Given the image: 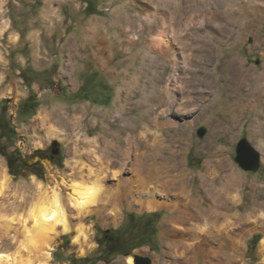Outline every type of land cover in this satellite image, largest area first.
Returning a JSON list of instances; mask_svg holds the SVG:
<instances>
[{
  "label": "rangeland",
  "instance_id": "1",
  "mask_svg": "<svg viewBox=\"0 0 264 264\" xmlns=\"http://www.w3.org/2000/svg\"><path fill=\"white\" fill-rule=\"evenodd\" d=\"M163 17L170 23L166 30L160 27ZM101 48L106 54L97 61L94 53ZM227 60L244 71L236 75ZM134 76L140 78L139 100L145 87L158 100L167 83L176 88L181 107L175 110L180 112L164 113L159 121L165 132L181 136L175 143L184 150L187 174L196 177L194 186H200L198 176L209 169L220 177L239 175L238 193L244 197L234 207L259 218L264 93L255 88L264 86L256 79L264 78V0H0V171H8L11 183L0 194V264H12L14 258L17 264H44L46 253L49 264H128L129 256L135 264L137 255L151 258L152 264H174L164 252L168 239L160 228L165 209L126 207L118 227L103 224L96 214L88 217L84 225L92 248L85 254L74 240V229L41 251L40 243L36 248L24 237L17 241L12 229L3 228L14 216L11 202L18 205L16 213H23L45 189H56L67 203L75 180L90 183L94 174L87 171L83 178L70 175L67 161L75 134L88 132L94 139L107 129H122L117 93ZM248 98L250 104L238 112V101ZM82 104L102 111L82 113L80 128L68 135L51 133L39 120L44 108L64 107L73 115ZM152 104L159 107L157 101ZM134 107L133 114L153 128L155 115L145 116L141 104ZM243 138L262 152L256 170H245L236 160ZM240 241L238 264H264V231L245 233Z\"/></svg>",
  "mask_w": 264,
  "mask_h": 264
},
{
  "label": "bare ground",
  "instance_id": "2",
  "mask_svg": "<svg viewBox=\"0 0 264 264\" xmlns=\"http://www.w3.org/2000/svg\"><path fill=\"white\" fill-rule=\"evenodd\" d=\"M147 9V6L143 7L144 11ZM188 12L189 9L186 14ZM169 26L168 20L164 17L160 19L162 30ZM159 40H164V37L159 35ZM102 51L101 48L94 53L97 61L106 54ZM228 63L235 69L236 75L244 71L235 65V60H227ZM109 73L112 72L109 70ZM73 82L75 84L77 80ZM124 82V88L118 90L116 105L117 116L123 121L122 129L113 131L109 127L110 130L94 139L89 138L88 132L75 134V143L67 161L70 175L83 178L87 171L89 175L94 174L90 183L75 180L71 184L72 192L67 203L56 189H45L46 192H41L37 200L31 201L23 213H16L18 205L11 202L14 216L5 222L3 228L12 229V238L17 241L24 237L28 245L36 248L40 243L41 251L50 246L53 238L71 233L74 229L77 232L74 240L81 253L85 254L92 248L89 229L84 225L88 217L96 214L103 224L112 223L118 227L123 223L126 207L130 209L137 205L140 210L147 211L165 209L168 213L160 228L162 236L168 239L164 252L174 259V264H238L236 256L240 253V240L244 234L264 231V201L260 203L261 212L257 220L252 213L235 209L234 206L243 202L244 195L238 193L242 179L232 173L220 177L216 171L209 169L198 176L201 184L195 187L192 182L195 175H188L183 167L184 150L175 143L181 141V136L171 133V129L165 132L159 121L164 113L180 112L176 88L167 83L158 100L159 97L152 98L146 93L145 87V96L139 100L136 99L141 85L139 76ZM152 100L159 103L158 108ZM135 104L142 105L145 116L155 115L153 128L144 117L133 114L137 108ZM189 105L188 99L186 106ZM176 106H179L178 111ZM101 111L91 104L74 108L73 115L66 114L64 107L44 108L39 120L51 133L59 131L68 135L65 132L80 128L82 113L100 114ZM174 125L176 122L169 127ZM101 137L105 139L103 144L99 142ZM141 141H145L143 150ZM217 177H220L219 182ZM10 184L9 173L3 169L0 171V194H4ZM37 187L41 190V182H37ZM75 218L77 222L74 225ZM261 247L264 249L263 241ZM48 255L45 254L44 264H49ZM127 261L134 264L132 256ZM16 262L14 258L12 264ZM27 264L31 262L28 260Z\"/></svg>",
  "mask_w": 264,
  "mask_h": 264
},
{
  "label": "water",
  "instance_id": "3",
  "mask_svg": "<svg viewBox=\"0 0 264 264\" xmlns=\"http://www.w3.org/2000/svg\"><path fill=\"white\" fill-rule=\"evenodd\" d=\"M203 133L204 130H201L200 134ZM236 160L243 169L256 170L261 165L262 154L248 139L243 138L237 144ZM135 264H152V260L149 257L137 255Z\"/></svg>",
  "mask_w": 264,
  "mask_h": 264
},
{
  "label": "crops",
  "instance_id": "4",
  "mask_svg": "<svg viewBox=\"0 0 264 264\" xmlns=\"http://www.w3.org/2000/svg\"><path fill=\"white\" fill-rule=\"evenodd\" d=\"M249 78H250V77H249ZM252 78H253V77H252ZM252 78H251V79H252ZM253 79H255V78H253ZM256 79H258L260 83L264 81V78H263V79L260 78L261 80H260L259 78H256ZM255 89L258 90L257 94L260 93V94L262 95V93H264V86L261 87L260 84H259ZM257 94L255 93V95H257ZM246 101H247V102H246ZM246 101H245V99L238 101V105H237V106H238V107H239V106L242 107V108H240V109L237 107V108H238V112L241 111L242 109H244V107H245L247 104H250V103H249V101H250L249 98L246 99ZM253 101H254V99H253ZM259 103H260V102H259ZM259 103H256V104H259ZM262 145H264V144H261V146H262ZM259 151H260V150H259ZM260 152H261V151H260ZM261 153H262V152H261Z\"/></svg>",
  "mask_w": 264,
  "mask_h": 264
},
{
  "label": "trees",
  "instance_id": "5",
  "mask_svg": "<svg viewBox=\"0 0 264 264\" xmlns=\"http://www.w3.org/2000/svg\"><path fill=\"white\" fill-rule=\"evenodd\" d=\"M87 1H89V0H87ZM32 99L30 98L28 101H31ZM9 167H10V172L12 173V174H14L13 172H12V166H11V164L9 165ZM91 264H93V263H91Z\"/></svg>",
  "mask_w": 264,
  "mask_h": 264
},
{
  "label": "flooded vegetation",
  "instance_id": "6",
  "mask_svg": "<svg viewBox=\"0 0 264 264\" xmlns=\"http://www.w3.org/2000/svg\"><path fill=\"white\" fill-rule=\"evenodd\" d=\"M53 152L59 153V149L58 148H55V149H53Z\"/></svg>",
  "mask_w": 264,
  "mask_h": 264
}]
</instances>
